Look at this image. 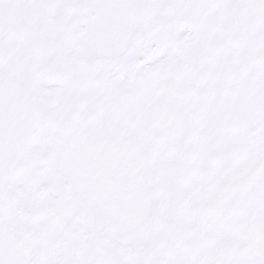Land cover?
<instances>
[{"label":"flooded vegetation","instance_id":"flooded-vegetation-1","mask_svg":"<svg viewBox=\"0 0 264 264\" xmlns=\"http://www.w3.org/2000/svg\"><path fill=\"white\" fill-rule=\"evenodd\" d=\"M186 9V15L196 9L193 0H186ZM91 13V0H0V82L16 79L22 83L36 100L44 118L29 156L33 168L40 171L41 182L35 183L33 172L28 175L29 181L39 186L52 179L60 154L58 150L64 145L68 147L84 139L100 141L127 137L129 122L142 111V105L133 108L131 100L153 101L155 104L149 114L138 115L136 119V132L139 138H145L149 154L143 158L144 150L137 145L136 164L147 168L163 193L175 195L179 202L186 204L182 208L183 223L167 244V251L175 245L178 250L182 249L190 244L188 222L191 213L201 209L192 204L190 187L199 185V203L204 208L219 196L223 188L222 163L220 157L215 160L212 157L224 142L237 140L241 122L231 115L223 120L221 96L210 98L205 88L190 93L187 79L176 87L172 83H159L162 72L143 68L144 62L140 59L143 50L131 51L113 60L103 56L84 57L78 50V39ZM137 30L140 36L143 30ZM239 52L236 44L232 53L236 61ZM254 63L256 69L262 70L263 89L261 94L249 91L246 96L250 128L257 130L264 128V51L256 61L252 58L251 65ZM112 66L116 69L112 70ZM249 69L253 67L245 66L240 72L247 76ZM134 71L138 74V84L131 87L129 82ZM128 90L134 92L128 93ZM232 94L236 100L242 96L236 87H232ZM207 103L213 123L207 119ZM113 105L123 114L119 125L112 124L110 110ZM43 159L48 168L41 167L39 162ZM147 159L160 168L157 170ZM59 200L55 197L52 203ZM259 220L257 227L250 228L247 260L244 262L240 258L236 241L231 244V257L227 259L222 254L218 264H258L264 259V241L254 242V236L264 232V209ZM64 221L63 216L50 218L51 229L45 228L40 241L43 247L51 242L56 255H45L41 263L98 264L109 260V232L78 227L80 223L72 218L61 226L60 222ZM75 229L79 232L76 239ZM131 246L124 242L118 251L114 250L115 255L122 258L120 264H147L141 249L135 247L129 252L127 247ZM208 256L201 254L195 260L199 264H214L206 262Z\"/></svg>","mask_w":264,"mask_h":264},{"label":"rangeland","instance_id":"rangeland-1","mask_svg":"<svg viewBox=\"0 0 264 264\" xmlns=\"http://www.w3.org/2000/svg\"><path fill=\"white\" fill-rule=\"evenodd\" d=\"M224 1V0H223ZM227 2L231 1V0H226ZM244 2H249V3H258L259 0H243ZM36 210H37V213L40 217H43L44 216V212L39 210V208L36 207Z\"/></svg>","mask_w":264,"mask_h":264},{"label":"water","instance_id":"water-1","mask_svg":"<svg viewBox=\"0 0 264 264\" xmlns=\"http://www.w3.org/2000/svg\"><path fill=\"white\" fill-rule=\"evenodd\" d=\"M1 140H3V138L0 137V141H1ZM2 206H3V204H2V201H1V199H0V212H1ZM0 234H1V231H0Z\"/></svg>","mask_w":264,"mask_h":264}]
</instances>
